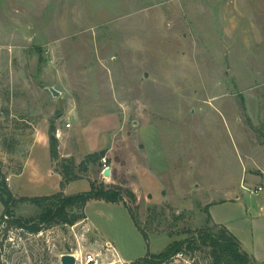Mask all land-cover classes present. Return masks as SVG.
Here are the masks:
<instances>
[{"label":"rangeland","instance_id":"374dc122","mask_svg":"<svg viewBox=\"0 0 264 264\" xmlns=\"http://www.w3.org/2000/svg\"><path fill=\"white\" fill-rule=\"evenodd\" d=\"M102 149L110 176L102 158L79 168ZM65 158L79 177L62 186ZM91 181L135 194L124 200L147 240L122 202L90 201L71 209L85 216L73 225L0 222V264L66 253L136 264L192 237L193 250L161 264H208L197 236L214 228L207 210L264 263V0H0V182L18 198ZM10 210L35 224L43 213Z\"/></svg>","mask_w":264,"mask_h":264},{"label":"trees","instance_id":"16d2710c","mask_svg":"<svg viewBox=\"0 0 264 264\" xmlns=\"http://www.w3.org/2000/svg\"><path fill=\"white\" fill-rule=\"evenodd\" d=\"M51 126V131H53ZM50 157L56 160L59 157L57 139L50 141ZM105 156V150L86 154L84 159L78 164L79 168L83 167L86 171L87 165L96 160H100ZM66 162V163H64ZM61 170L59 171L62 181L61 185L78 178L74 173V163L71 159H62L60 161ZM112 174V173H111ZM126 194L133 202L136 199L135 194L123 188L120 185L106 186L103 183L91 181L90 189L86 192L65 195L62 191L42 196H21L14 197L5 182H0V201L3 205V212L0 217L1 223H7L8 227L26 230L30 233H37L45 226H53L58 224L73 225L77 221L83 219L82 214L71 213L73 208H83L89 201L104 200L115 203L122 202L128 209L133 223L138 228L142 236L147 240L148 234L141 224L134 208L124 200ZM16 202H29L43 210L40 222L33 223L32 218H25L14 215L10 210V205ZM136 206V205H135ZM207 221L211 220V216L207 210ZM178 219V216H175ZM214 228L209 226L198 230V237L201 243L210 247V260L208 264H253V258L242 248L239 239L231 233L225 226L214 223ZM195 237L185 238L183 240H174L158 254H148L147 256L137 260L136 264H161L170 262L171 257L182 250L191 251L196 246ZM264 264V263H263Z\"/></svg>","mask_w":264,"mask_h":264},{"label":"built area","instance_id":"2783aa9c","mask_svg":"<svg viewBox=\"0 0 264 264\" xmlns=\"http://www.w3.org/2000/svg\"><path fill=\"white\" fill-rule=\"evenodd\" d=\"M102 161L104 163V168L106 167L105 165V158H102ZM262 186H257L256 188H254L253 190H251V193H254V194H258L262 191ZM106 247L108 248V250L112 247L109 243L106 244ZM182 253L181 252H178L174 255V257H181ZM76 256V263L81 261L83 264H100V260L98 258V256L94 253H88L84 256L83 259L79 258L77 255ZM113 263V262H112ZM111 263V264H112ZM170 264V263H168Z\"/></svg>","mask_w":264,"mask_h":264},{"label":"crops","instance_id":"0c3cea01","mask_svg":"<svg viewBox=\"0 0 264 264\" xmlns=\"http://www.w3.org/2000/svg\"><path fill=\"white\" fill-rule=\"evenodd\" d=\"M227 200V199H226ZM226 200H220V199H218V200H215V199H213V200H209L208 202H207V204L210 206L212 203H215V202H220V201H226ZM93 202H101L102 200H92ZM91 201V202H92ZM90 202V201H89ZM260 207V209H262L263 208V206H259ZM209 208V207H208ZM264 213V208L261 210V214H263ZM210 214V213H209ZM210 216H211V220L214 222V223H217V224H221V225H223L221 222H219V221H217L216 219H214L213 218V216L210 214ZM261 217L263 216V215H260ZM264 217V216H263ZM86 218H87V216H86ZM227 228V227H226ZM231 233H235V232H233L232 230H230L229 228H227ZM235 235V234H234ZM237 238H238V236L237 235H235ZM239 239V238H238ZM239 241L241 242V245H242V248L244 249V245H243V242L239 239ZM251 257H252V255H253V253H251V251H247V250H245ZM115 258V261H117V262H126V260H123L120 256H118L117 255V257H114Z\"/></svg>","mask_w":264,"mask_h":264},{"label":"water","instance_id":"95a60500","mask_svg":"<svg viewBox=\"0 0 264 264\" xmlns=\"http://www.w3.org/2000/svg\"><path fill=\"white\" fill-rule=\"evenodd\" d=\"M53 93L57 95L58 92L54 90ZM54 138L55 136L52 135L51 139H54ZM102 173L104 176H110L111 168L109 166L105 167ZM60 260H61V264H76L75 254H70V253L62 254Z\"/></svg>","mask_w":264,"mask_h":264},{"label":"bare ground","instance_id":"6f19581e","mask_svg":"<svg viewBox=\"0 0 264 264\" xmlns=\"http://www.w3.org/2000/svg\"><path fill=\"white\" fill-rule=\"evenodd\" d=\"M79 257V256H78Z\"/></svg>","mask_w":264,"mask_h":264}]
</instances>
